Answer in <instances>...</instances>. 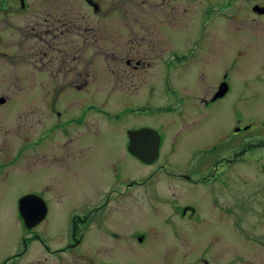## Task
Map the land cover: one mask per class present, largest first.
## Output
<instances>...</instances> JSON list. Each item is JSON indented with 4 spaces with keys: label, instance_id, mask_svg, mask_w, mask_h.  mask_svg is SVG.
<instances>
[{
    "label": "flooded vegetation",
    "instance_id": "obj_1",
    "mask_svg": "<svg viewBox=\"0 0 264 264\" xmlns=\"http://www.w3.org/2000/svg\"><path fill=\"white\" fill-rule=\"evenodd\" d=\"M183 13H189L188 20L192 22L188 36L181 32ZM176 32L180 33L178 39ZM256 37L264 41V0H0V75L17 76L19 81L9 85L10 95H0L4 98L0 102V187L10 172L32 170L38 157L36 126L42 121L49 122L54 109L49 100L43 106L32 100L12 105L13 87L31 91L39 86L47 91L59 86L81 90L88 85L89 77L98 74L125 76L128 77L126 81H133L135 76L144 75L150 69L147 68L151 66L148 58L156 49L161 46L160 52L165 53L169 44L179 45L184 39L186 48L176 46L167 52L161 70L165 77L164 90L175 89L171 76L177 71L185 75L197 73L202 80L215 83V92L212 89V95L207 91L199 94L194 91L197 87L191 85L196 107L208 109L217 101L229 98L236 123L244 119L262 123L264 117L245 112L248 104L264 107V100H261L264 72L261 74L256 69L259 60L249 57ZM241 40L243 46L239 47ZM231 41L233 45L230 46ZM260 63L264 67V56ZM23 75L29 77L24 84L20 78ZM42 76L45 83L38 81ZM59 77L62 82H58ZM247 91H251L248 97ZM182 109L183 106H179L177 114L182 115ZM155 110L161 112V107ZM79 121L73 122L74 126L80 125ZM138 130L127 131L125 155L137 156L145 162L140 152L150 150V139L135 132ZM233 131L239 132L237 127ZM156 133L158 156L152 162H145L149 167L139 172L140 178H133L116 162L107 170L112 175L109 180L112 183L108 185H119L120 189L108 187L101 195L98 191L88 194V206L75 215L70 235L66 230L53 231L50 243L43 241L51 258L50 262L47 260L49 264L168 263L161 257L164 234L158 231L155 234L147 228L127 231L131 226L112 228L109 225L115 212L113 204L122 198L128 199L135 191L151 193L149 198H160L157 203L163 201V180L159 177L166 172L170 174V170L164 164H155L162 143L160 134ZM76 134L77 137L73 132L64 131L67 139H63L61 161L66 167L89 149L81 141V133ZM245 142H234L235 147L226 153L223 151L230 149L229 146L221 149L207 146L203 151L207 158L221 154L211 170L204 176L180 173L177 177L192 185L218 183L217 188L220 184L224 186L229 167L239 166L252 149L264 151L262 138L243 146ZM258 158H262V154ZM260 166L264 168V162ZM217 192L220 194L219 191L214 194ZM211 198V204L216 205L215 195ZM175 206L183 217L198 214L197 207L192 204L184 202ZM221 207L223 210L218 214L227 212L228 206L222 203ZM91 231L95 232L94 243L87 244V251L77 250ZM101 240L112 244L103 245ZM28 247L25 241L24 251L8 259L3 256L0 264H7L9 259L18 260ZM209 262L202 257L189 261L184 257L182 264H213Z\"/></svg>",
    "mask_w": 264,
    "mask_h": 264
},
{
    "label": "rangeland",
    "instance_id": "obj_2",
    "mask_svg": "<svg viewBox=\"0 0 264 264\" xmlns=\"http://www.w3.org/2000/svg\"><path fill=\"white\" fill-rule=\"evenodd\" d=\"M188 15L183 13L182 16L184 29L181 32L185 36L190 35L192 25ZM175 35L178 39L180 33ZM181 41L179 45L169 44V50L176 46L186 48V41ZM252 45L249 57L259 60L256 69L262 74L263 38L256 37ZM242 46L241 40L239 47ZM160 47L148 58L151 66L147 68L150 69L144 75L135 76L133 81H126L128 77L125 76L98 74L89 77L88 85L81 90L59 86L47 91L39 86L31 91L13 87L12 105L32 100L43 106L49 100L54 109L49 122L42 121L36 126L38 157L32 170L10 172L0 187V260L24 251L27 241L29 247L22 256L18 260L9 259L7 264H49L51 258L43 241L49 244L53 231L66 230L70 235L75 215L88 206L87 195L94 191L101 195L108 184L111 185L112 175L107 170L113 164L118 162L133 178H140L139 172L148 169V164L139 157L126 156L125 148L128 130L150 128L162 139L155 164H164L170 170V174L166 172L159 177L163 180L161 192L165 200L163 197L161 200L164 203H157L160 198H149L151 193L135 191L128 199L122 198L113 204L115 212L109 225L112 228L131 226L127 231L147 228L155 234L157 231L164 234L161 257L167 264H182L184 257L187 261L202 257L213 264H264V168L260 166L264 162V151L247 152L239 166L229 167L227 182L218 188V183L192 185L177 177L180 173L204 176L211 170L221 154L207 158L203 153L207 146L220 149L229 146L230 149L223 151L226 153L235 147L234 142L246 140L243 144L246 146L256 139H264V122L244 119L236 123L229 98L217 101L208 109L196 107L191 85L197 87L194 91L199 94L215 92V83L202 80L197 73L185 75L177 71L171 76L175 89L165 91L161 70L169 50L162 53ZM17 78L10 74L0 75V95H10L9 85L19 82ZM20 78L22 84L29 79L24 75ZM38 81L45 83V77ZM58 82H62L61 77ZM250 94L251 91H247V97ZM261 95L264 100V94ZM181 105L182 115L177 114ZM248 105L246 113L264 117V107ZM157 107H161V112L155 110ZM77 120L80 125L74 126ZM234 127L239 129L238 133L233 131ZM64 131L73 132L75 137L76 132L81 133V141L89 146L70 167L61 161L63 139H67ZM259 154H262L260 159ZM199 169L202 171L197 174ZM109 188L120 189V186ZM28 194L40 196L48 206L47 216L31 229L26 227L19 209L21 198ZM213 195L218 201L216 205L211 204ZM184 202L197 207V216H182L175 204ZM222 203L228 210L218 214L223 210ZM94 236L95 232L91 231L77 250L87 251V244L94 243ZM102 244L111 245L112 242L103 240Z\"/></svg>",
    "mask_w": 264,
    "mask_h": 264
},
{
    "label": "water",
    "instance_id": "obj_3",
    "mask_svg": "<svg viewBox=\"0 0 264 264\" xmlns=\"http://www.w3.org/2000/svg\"><path fill=\"white\" fill-rule=\"evenodd\" d=\"M2 101L4 98H0V102ZM135 132L150 139V150H143L140 152V156L145 162H152L158 156L159 138L156 131L143 128ZM19 209L27 228H33L43 221L48 211L47 203L40 196L34 194L23 196L19 202Z\"/></svg>",
    "mask_w": 264,
    "mask_h": 264
}]
</instances>
